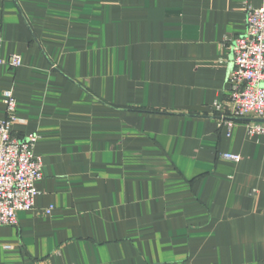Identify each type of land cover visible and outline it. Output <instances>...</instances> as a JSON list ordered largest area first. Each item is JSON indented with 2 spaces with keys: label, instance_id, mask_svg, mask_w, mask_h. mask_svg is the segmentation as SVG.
<instances>
[{
  "label": "crops",
  "instance_id": "crops-1",
  "mask_svg": "<svg viewBox=\"0 0 264 264\" xmlns=\"http://www.w3.org/2000/svg\"><path fill=\"white\" fill-rule=\"evenodd\" d=\"M263 5L0 0V120L10 90L44 172L0 264H264V137L213 107Z\"/></svg>",
  "mask_w": 264,
  "mask_h": 264
},
{
  "label": "built area",
  "instance_id": "built-area-1",
  "mask_svg": "<svg viewBox=\"0 0 264 264\" xmlns=\"http://www.w3.org/2000/svg\"><path fill=\"white\" fill-rule=\"evenodd\" d=\"M245 31L230 38L231 71L228 75L225 105L213 103L222 111L231 127L233 120L253 119L246 124L249 137H264V5L246 7ZM12 68L21 66V58L12 55L7 61ZM6 115L0 120V226L15 227L18 214L34 210L38 196L36 183L44 176L41 157L34 153L36 134L22 139L12 135L13 125L22 120L16 116V99L12 91L2 93ZM222 159L238 162L239 156L225 153ZM51 209L45 212L49 214Z\"/></svg>",
  "mask_w": 264,
  "mask_h": 264
}]
</instances>
